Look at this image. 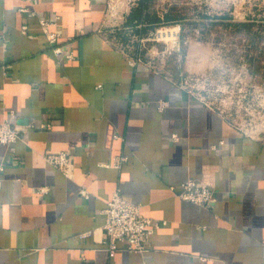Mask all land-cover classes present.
Wrapping results in <instances>:
<instances>
[{
  "label": "crops",
  "instance_id": "crops-1",
  "mask_svg": "<svg viewBox=\"0 0 264 264\" xmlns=\"http://www.w3.org/2000/svg\"><path fill=\"white\" fill-rule=\"evenodd\" d=\"M115 2L123 27L164 19L145 0H0V122L13 112L24 131L0 146V264H264V125L242 130L178 76L130 64L112 35ZM41 18L73 60L51 51ZM63 152L67 175L45 159ZM187 180L216 202L180 200L170 188ZM116 190L165 222L145 254L102 243Z\"/></svg>",
  "mask_w": 264,
  "mask_h": 264
},
{
  "label": "rangeland",
  "instance_id": "rangeland-1",
  "mask_svg": "<svg viewBox=\"0 0 264 264\" xmlns=\"http://www.w3.org/2000/svg\"><path fill=\"white\" fill-rule=\"evenodd\" d=\"M145 1L151 16L164 18L146 31L123 27L122 10L112 4L118 47L131 60L178 76L236 127L259 130L264 125V0Z\"/></svg>",
  "mask_w": 264,
  "mask_h": 264
},
{
  "label": "built area",
  "instance_id": "built-area-1",
  "mask_svg": "<svg viewBox=\"0 0 264 264\" xmlns=\"http://www.w3.org/2000/svg\"><path fill=\"white\" fill-rule=\"evenodd\" d=\"M31 13L36 15L34 11ZM39 25L51 51L57 57L59 56L66 60L75 58L72 51H64L61 48L59 44L60 34L50 31V27L54 26L55 22L41 18L39 19ZM139 62L141 60H131L130 64L135 65ZM14 119L13 112H10L9 117L0 122V146H9L22 138L24 131L15 124ZM40 126L42 128L47 127L46 124ZM174 139L177 138L174 137ZM45 159L63 174H68L69 158L65 152L46 155ZM126 159L125 156L115 157L111 165L115 168H120ZM2 170L3 164H0V173ZM170 189L180 200L203 208H209L216 202L213 189L195 180H187L180 184L178 188L171 187ZM46 191L47 189L45 188L38 189V193ZM80 193L85 198L89 197L85 190H81ZM103 214L105 215V223L102 227V243L110 254L121 249L132 253L145 254L150 247L149 238L165 224L163 221L144 217L141 214L140 206L125 200L120 190H116L112 194L103 210ZM120 244H123L124 247H120Z\"/></svg>",
  "mask_w": 264,
  "mask_h": 264
},
{
  "label": "trees",
  "instance_id": "trees-1",
  "mask_svg": "<svg viewBox=\"0 0 264 264\" xmlns=\"http://www.w3.org/2000/svg\"><path fill=\"white\" fill-rule=\"evenodd\" d=\"M140 15L137 13L134 18L139 19Z\"/></svg>",
  "mask_w": 264,
  "mask_h": 264
},
{
  "label": "bare ground",
  "instance_id": "bare-ground-1",
  "mask_svg": "<svg viewBox=\"0 0 264 264\" xmlns=\"http://www.w3.org/2000/svg\"><path fill=\"white\" fill-rule=\"evenodd\" d=\"M164 29H166V28H164ZM164 29H163V31H164ZM174 29H175V28H174ZM167 31H168V30H167ZM172 31H173V30H172ZM172 33H173L172 35L175 36V33H174V32H172ZM170 34H171V33H170Z\"/></svg>",
  "mask_w": 264,
  "mask_h": 264
}]
</instances>
